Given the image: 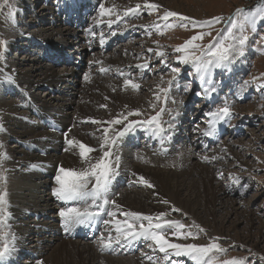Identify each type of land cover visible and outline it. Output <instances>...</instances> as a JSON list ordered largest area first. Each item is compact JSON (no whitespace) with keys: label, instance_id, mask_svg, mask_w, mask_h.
Returning a JSON list of instances; mask_svg holds the SVG:
<instances>
[{"label":"rangeland","instance_id":"1","mask_svg":"<svg viewBox=\"0 0 264 264\" xmlns=\"http://www.w3.org/2000/svg\"><path fill=\"white\" fill-rule=\"evenodd\" d=\"M148 2L155 3L159 5L160 8L156 12L149 14V9L144 7L145 0H100L101 4L105 7L113 8L114 11L111 16L101 17L99 16V7V17L95 19V21H99V19L104 21L112 20L117 18V14L123 16L126 9L134 8L137 4H140L141 9L139 10V14L130 15L129 22L124 26L133 28L138 34L135 40L123 44L115 55L107 54L100 62H94L95 66L91 68V71L86 70L83 72V70H80L79 81L73 86H71L72 84H68L70 86L64 84L67 88L64 87L63 84L57 86L59 92H67L75 100V104L72 107H65L67 110L66 114L73 115L74 110L78 108L75 113L77 114L81 111V108L84 107L89 98L96 99V102H98L100 106L96 109L92 107L88 108L92 109L96 115L100 116L102 122L106 121L105 125H98L96 127V125L84 124L81 125L84 129H77L84 131L86 134L84 135V133H82L84 136H81L79 142L93 149L99 148L100 150L101 143H104L105 140V129H108L106 134L108 137V134L114 129L118 130L133 121H147L155 116L160 110L166 94L165 91L161 90H166L169 82H171V85L179 87L180 91H182L181 95H171L177 103H185V101L189 99L194 101L195 105L199 108H203L204 112H207V107L203 105L206 93L205 91L203 93L202 90L214 89V95H218L222 98L226 97L229 101L227 105L230 107V112L233 115L232 126L237 127L239 131L243 133L242 136L235 137L231 135L224 138L221 143L208 154H196L195 156L186 155L179 161L181 162L180 164L172 162L168 166L166 164V166L163 164L160 166L156 163H154L155 165L150 163L154 165V169L158 172H156L155 175L165 176L168 172H171L175 174V178L177 179H186L189 177L190 179H186L187 185H193L191 188L186 186L187 188L182 190L178 198L174 192H168L166 188H162V193L165 196L163 201H168V203L166 204L162 201H158L157 198H153L156 201L154 204L160 208L158 213H167L165 217L166 220L179 221L186 226L185 231H191L199 237L196 240L180 241L175 240L174 237H169L172 242L207 245L211 243L214 238H219L217 242L223 249H226V254H216L218 259L229 260L232 258H239L248 261L249 264H264V260L261 259L264 257V22L258 25L256 31H252L251 28L247 30L246 34L248 39L244 46L243 55L237 56L236 59L230 64H227L226 67H220L222 72L218 71V69H212L210 74L205 73L203 80L197 76L196 70L191 63L184 64L179 62L178 58L184 54L175 51L176 47L183 45L190 37L201 31H211L210 36L206 35L202 41L196 42L202 47H207L219 34H221V30L227 23V18L232 16L236 9H254L258 4L262 3V0H148ZM10 3L14 5L15 9L14 24L7 19L9 9L7 7L0 9V40L7 41L6 48L0 45V126L3 129L0 131V141L1 138L2 142L3 140L5 142L7 141L1 144L3 147L0 148V152H7L6 154H9L10 158L14 157L15 160L18 159V155L21 157L22 151L15 149V145H11L10 141L18 138H29L31 135H29L28 132L22 133L21 130L16 129V125L8 120V118L14 117L15 122L22 123L29 127L23 120L24 113L18 111V105H16L14 101L4 100L2 98L5 88V86L2 85V82L5 80L4 78L7 77L8 81L9 78L10 80L14 78V80L17 81L20 80V78L27 77L31 81L42 82L43 76L39 74L40 72L38 70L28 72L31 67L43 68V71L57 76L67 70V68L51 67L52 70H49L46 69V66H49L48 64L38 62L34 58V61H30L32 59L31 57L29 58L28 55H21L22 52L19 53V55L15 52L16 50L12 45H15V43L19 41V35L14 39L12 36L8 35L7 28H9V25L14 26V28L18 30L25 31H29V28L33 25L34 28H39L36 31L30 29V32L34 33L35 36L42 35L43 38L52 40L56 39V37H53L54 29L63 30V28L60 29L61 27L59 28L58 25V27L53 28L51 26L49 27V24L44 26L43 23L35 22L32 18L34 11L33 15L29 16L30 13L27 9L28 5V8L31 9L33 6L32 10L34 9L37 12L44 9V7L40 5L39 0H28L27 6L23 8L25 11L22 9L23 14H19L20 5L18 4V0H10ZM165 10L177 12L197 21L207 20L216 16H223L225 21L216 24L211 29H192L189 26L186 30L185 28L176 26L171 30L165 29L163 35L157 34L154 27H149L148 31L152 33L149 35L143 26H153L156 23L163 25L164 22L161 21L159 17L163 15ZM170 19L171 22L177 25L179 23H184L176 21L175 18ZM22 21L27 23L31 21L32 24L30 23L31 26H26ZM11 34H15L14 31L11 32ZM78 36L81 35L78 33ZM17 47L18 46H16V49ZM149 49L153 51H149ZM157 51H163L165 56H156L155 53ZM25 57L26 59H24ZM162 60L166 63H162ZM12 62H17V65L10 66ZM110 62L114 63L116 68L131 66L133 69L131 74L133 78L131 79L135 83H138L140 88L138 90H132L131 88L125 89L123 86L124 81L115 80L111 75H108L107 78L96 76L98 67L101 64L104 65L105 63L106 65V63ZM145 63L148 65L147 68L137 67V65H144ZM173 68L179 69V71L174 73L172 72ZM140 69H147L149 77H147L148 79L146 81L138 79L137 72L140 71ZM187 77L193 78L194 81L191 83L179 82L180 79H186ZM209 78L210 81L208 80ZM2 79L4 80L2 81ZM29 92H31L34 100L40 104L44 102L49 104L50 101L58 102L57 99L53 98L54 101H52L51 98L56 95L60 96V94L53 96L48 95L46 91L44 92V88L42 87L40 89H33ZM157 96L160 97L159 100L156 99ZM237 96L242 97V99L235 100ZM79 101L80 106L77 105ZM130 111H139L141 115L129 116L128 113ZM124 116H127L126 120L123 119ZM116 119H121L122 123L118 125L108 123ZM200 119L207 120L206 117H201ZM4 121L7 125L4 124ZM203 126L204 125L200 124V127ZM91 129H93V131L95 130L96 134L101 137L98 146L95 145L96 140L92 137V132L89 135ZM35 130L38 132L37 129ZM116 130L113 131L112 135L116 133ZM8 147L11 149L7 151ZM76 148L77 147H72L70 145L66 146L63 153L60 154L62 156L58 158V161L61 163L67 162V159ZM93 152L94 158H96L98 152ZM197 153H199V149H197ZM205 157L208 159L205 160ZM213 157H216V159H212ZM6 160L3 161L2 168L4 170L3 175L7 179V185L5 186L4 181H1L0 189L5 188L9 190L8 186L11 185V182H16L18 180L10 175ZM133 163L141 165H137L140 171L144 170L142 165H147L142 163L141 159ZM191 171H193V174ZM0 173L2 172L0 171ZM200 174H203V176ZM199 176H201L202 180L198 179ZM237 178L240 181L239 184L234 182ZM191 180H194V183ZM195 180L201 181L202 187L199 183L197 184ZM207 180L209 182H207ZM46 181L45 179L40 181L38 183L40 184L39 186L37 182L29 183L36 186L35 188L34 185L32 186V188H34L32 191L27 190L28 187H25L15 193V196H18V198L7 196L6 201L12 198V200L16 201L15 204L17 205L28 200L42 198L48 202L50 199L49 195L43 192L45 186L50 184L53 185L55 189L58 185L56 184L55 178H53V181L44 184L43 182L46 183ZM133 188H135V190ZM145 188L147 187H138L134 184L132 188H129L127 191L136 192L138 190L137 192H139L145 190ZM241 191L244 192V195L240 194ZM28 192H30V194ZM124 192L122 191L121 195H123ZM132 194L133 193L128 194L130 196L127 199H129ZM115 199H119V197ZM40 205L43 207L45 203H41ZM173 209H177L178 211ZM139 212L146 215L151 214V216L157 214L154 212ZM195 226H199V228ZM200 229H203V231H200ZM34 242H36V240H34ZM82 244L91 245L94 249L93 251H95V255H97L98 258L103 257L105 259V264H107L106 261H108V264H117L119 260L124 258L100 255V253H98L99 248L94 243ZM32 246L35 245H31V247ZM156 251L152 254L154 256L156 254L155 259L157 260V264H159L160 261H163L162 258L164 254L162 253L159 255ZM145 257L136 256V258H143L144 261L151 264ZM190 261L191 264H195L194 261ZM133 262H135V260ZM140 262L142 264L144 263L138 261L136 264ZM48 263L51 264V261L48 260L46 264ZM97 264L104 263L98 262Z\"/></svg>","mask_w":264,"mask_h":264},{"label":"snow or ice","instance_id":"2","mask_svg":"<svg viewBox=\"0 0 264 264\" xmlns=\"http://www.w3.org/2000/svg\"><path fill=\"white\" fill-rule=\"evenodd\" d=\"M7 7L9 9L7 19L13 24L15 23V9L14 5L10 3V0H0V9ZM144 7L149 9V14L156 12L160 6L155 3H150L145 0ZM141 5L137 4L134 8H128L124 11V16L138 15ZM114 9L105 8L103 4L100 5V16L105 15L111 16ZM170 18H175L179 23L178 25L171 22ZM120 19L119 14H117V19L115 21H109V27L112 23L118 22ZM163 21V25L156 23L153 26H143L149 35L152 33L148 31L149 27H154L157 34L163 35L165 29L171 30L176 26L185 28L186 30L189 26L192 29H211L216 24H220L225 21L223 16L212 17L207 20L197 21L191 17L179 14L174 11L165 10L163 15L159 17ZM264 22V0L261 4H258L254 9H236L235 13L227 18V23L225 27L221 30V34L214 39L207 47H202L197 44V41H202L207 35H211V31H201L196 35L190 37L183 45L175 48L176 52H181L184 55L179 57V62L184 64L191 63L196 70V74L202 80L204 74L211 73L214 68L226 67L236 59L237 56L243 55L244 46L248 39L247 30L251 28L252 31H256L259 24ZM114 34V33H113ZM103 43V38L101 40ZM0 45L6 48L7 41L0 40ZM149 51H153L149 49ZM198 53V54H197ZM156 56L164 57L165 53L163 51H157ZM162 63H166L162 60ZM138 68H147L148 65H137ZM102 71H107L102 69ZM179 69L173 68L172 72L177 73ZM121 75H124L121 73ZM10 79V78H9ZM87 79V77H86ZM171 83V82H169ZM125 89L131 88L132 90H138L140 85L135 83L130 77H126L123 82ZM161 91H167L162 89ZM210 91L214 89H205V93L209 94ZM157 100L160 99L159 96L156 97ZM165 97V103H166ZM165 111L161 108L156 116L151 117L147 121H133L128 124L122 131L115 133L114 137L109 140L107 138V131L105 129V140L100 146V151L102 155L99 158L90 157V153L96 151L89 146H86L82 142L76 140H67V143L72 147L79 148V156L81 161L86 165V167L75 170V169H65L60 167L58 174L55 177L56 187L53 190V195L56 199L69 202L76 201L80 202L82 207H69L65 210H61L59 215L62 218L63 227L66 231H70L76 225H83L86 223H95L96 220L104 212L105 206L112 204L116 205L115 200H110L108 198L109 186L112 179L117 175V168L119 166L120 158L115 156L113 158L112 147L116 145L119 137H123L129 130L132 129L133 125L147 124L150 126L149 130L152 135H160L163 133V125L159 122L161 115ZM231 114L230 107L226 104L224 107L220 108L216 113H212L217 120L222 118H227ZM131 115H141L139 111H130L128 113ZM124 120L127 116L123 117ZM93 123H98L93 121ZM103 123V122H99ZM110 124H121V119H116L114 121L108 122ZM210 127H212L210 125ZM0 127V131H2ZM211 131L205 132V135H211ZM3 146L0 145V148ZM8 159V156L4 152H0V168L3 166V161ZM205 160L208 158L205 157ZM212 159H216L213 157ZM32 167H36L32 165ZM0 180H4L6 183V177L3 173H0ZM139 182L146 184L148 187H152L143 177L139 178ZM235 183L239 184V179H235ZM91 184V187L89 185ZM241 195L244 192L241 191ZM7 192L0 191V261H2L7 255H10L15 251L13 236L11 241L9 240V232L2 231L6 226V221L10 218V213L6 212V201ZM99 201V203H97ZM168 203V201H163ZM178 211L177 209H173ZM120 215L125 217L123 221L117 219V213L109 211L107 216L110 220H103L105 225H113L115 236L109 233L107 239L101 237V247L100 251H115L113 245H119L121 247L125 245H130L133 241L143 240L149 242V248L153 251L158 250L163 253V261L170 262V264H178L175 260H170L171 257H188L195 264H249L248 261L239 258H232L229 260L218 259L216 254H226V249H223L217 242L219 238H214V240L207 245H198L195 243H179L172 242L169 237H174L175 240H196L198 235L191 232L185 231V225L179 221L166 220L165 217L167 213H158L156 216L145 215L137 212H121ZM147 222V223H145ZM199 228V226H195ZM203 231V229H200ZM123 241V243H122ZM147 260L151 264H157L156 259L153 256H146ZM264 260V257L261 258Z\"/></svg>","mask_w":264,"mask_h":264},{"label":"bare ground","instance_id":"3","mask_svg":"<svg viewBox=\"0 0 264 264\" xmlns=\"http://www.w3.org/2000/svg\"><path fill=\"white\" fill-rule=\"evenodd\" d=\"M98 3H99V1H98ZM18 4L20 5L19 14H22L23 13L22 9L27 6L28 0H18ZM105 8L107 9L108 7H105ZM50 9L51 8H47L46 10L41 9L38 12L34 10V15H33L34 18L32 16L33 20H35V22L43 23L44 26L49 24V20L45 17L47 15V13H45V12L47 10L50 11ZM44 13H45V15H44ZM49 15H52V12ZM105 16L107 17V15H105ZM40 18H41V20H40ZM22 22H24L26 26H31V24H32L31 21L29 23H27L25 21H22ZM43 25H39V26H43ZM9 28H11V29H9ZM9 28H7L8 33H9L8 35L12 36L13 39L19 35L18 37H20V39H21L20 41H22L23 39L28 38V37H35L37 39L42 40L43 42H49V44H51V45L59 46V45L63 44L65 46H70L71 44L68 43L69 36L73 35V36L76 37L77 40H79L80 38L82 39V37L78 36V33L71 32L72 30H68L66 28H63V30H55L54 29L53 37H56L55 40H52V39H49V38L48 39L47 38H43L42 35L41 36L40 35L39 36H35L34 33L30 32L28 30H26V31L25 30H18L16 28H14V26H11V25H9ZM49 29H53V28H49ZM57 29H59V28H57ZM60 29H62V28H60ZM13 31H14L15 34H11V32H13ZM40 32H43V31H40ZM37 33H39V32H37ZM14 35H16V36H14ZM20 45H22V44H20ZM80 47H82V46H80ZM20 50H22V47H21ZM83 52H88V48L86 46H83ZM29 58H30V56H29ZM24 59H26V57ZM31 59L32 60H30V61H34L33 58H31ZM14 65H17V62L16 63L12 62L10 64V66H14ZM104 65H105V63H104ZM106 65L115 66L116 67V65L114 63H112V62L106 63ZM46 67H47L46 69H49V70L51 69V67H49V66H46ZM42 69L32 68L31 67V69L28 71V72H31L32 70H38L40 72L39 74L43 76L42 82L31 81L27 77L26 78H20V80H17V82H19V84L21 86H23L27 91H31L33 89H40L43 86L50 87V88H53L55 90H58L57 86L59 84H63V85L65 84L67 86H70L68 84H72L71 86H73L74 84H76L79 81L80 71H76L75 68H67V70H65L63 73L58 74L59 76L53 75V74H49V73H47V71L45 72ZM214 69H216V68H214ZM223 69H225V68H223ZM28 74H30V73H28ZM4 79L7 81V77L4 78ZM4 79H2V81ZM5 80L3 81V83H5ZM12 80H14V78ZM65 85H64V87H66ZM4 91H5V88H4ZM85 92H86V89H85ZM47 94L51 95L50 93H47ZM59 94H60V96L56 95L55 97L51 98L52 101H54L53 100V98H54V99H57L58 102H56V101L55 102H51L50 101L49 104H47V102H44V103H41V106L46 108V109H51V110L53 109L55 114H62L64 119L63 118L61 119V123L64 126L67 127V126L71 125V120L68 119L67 116L64 115L62 112H63V109H65V107L66 108L67 107H72L75 104V100L67 92H65V93L59 92ZM68 95H69V97L67 98ZM88 95H89V92H88ZM80 101L77 103L78 106H80L79 105ZM100 104H101V102H100ZM99 106L100 105H99L98 102H96L95 98H89V100H87V102L84 105L85 108L82 107L81 111H79L77 114H75V113L77 112L78 108L74 110V113L71 116H73V118H75L74 120L76 122V127L74 126L73 130L69 133V135H68L69 140L80 141L81 136L86 135L84 131L79 130V129H84V127L81 126V125H84V124H86V125H96V127L98 125H101V126L105 125L106 121L103 122V123H99V122H102L101 119H100L101 117L96 115V113H94L92 109L88 108V107H92L93 109H96ZM8 120L12 124L16 125V129L21 130L22 133L28 132V134L31 135L33 139L43 140L44 138L47 137L46 135L38 133L33 128H29V127L23 125L22 123L15 122V118L14 117H10V118H8ZM93 121H97L98 123H93ZM4 124L7 125L5 121H4ZM77 128H79V129H77ZM91 132H92V137L96 140L95 145L98 146L100 144L101 137L98 136L96 134L95 130L93 131V129H91V131L89 132V135L91 134ZM82 133H84V135H82ZM52 137H55V136H52ZM68 145L69 144H67V146ZM78 150H79V148L77 147L76 150L73 151V153L69 156V158L67 159V162H63V163L58 161V158L61 157L62 155H50L48 157L37 158L35 160L37 162H49L52 165L60 163V167H63L65 169L80 170V169L86 167V165L81 161V158L79 156ZM97 152L98 153L96 154V158H99L102 155V152L100 150H98ZM93 153L94 152L90 153V157H92V158H94ZM22 155L23 156L21 158H18V159H15V160H10V159L6 160L7 161V166H8V171H9L10 175H12L14 177V179L18 180L16 182H11V185L8 186L9 190L4 189V191L7 192V196H12V197L18 198V196H15V193L18 190L23 189L25 187H28L27 190L32 191L36 186L34 184H29V183H36L37 180H39V182L43 180L39 176H36V172H27V171L23 170L25 165H27L30 162H32L35 157L34 156H30V155H25V154H22ZM140 159H141L142 163L147 164V165H142L144 170L140 171L137 168L138 167L137 165L141 166L140 164H136V163H133V162H127L126 160H124L125 162L123 163V165H124L125 169L129 170L131 176L133 177V181L132 182L136 186H138V187H140V186L147 187V188H145V190H141L139 192H144V191H147V190H149V191L144 192V193H139V192H137L138 190L136 192L135 191L134 192L125 191L123 193V195L119 194L117 196V197H119V199H115V202H116V205H119V208H117L114 205H112L110 211L116 212L117 213V217L116 218L121 220V221H123L125 219V217L120 215L121 212L131 211V212L140 213L139 211H141V212H154V213L158 214V211H160V208L158 206H155L154 202H156V201L153 198H157L158 201H162L163 202V200L165 199V196L162 193V188H166V190L168 192H171V191L174 192L176 197L178 198L180 193L182 192V190L186 189L187 187L191 188L193 186V185L192 186H188L187 185L186 179H190L189 177L186 178V179H183V178L177 179V178H175V174L171 173V172H168L167 175H165V176H160L158 174L155 175V173L157 171L154 169V165H155L154 163L159 164L160 166L162 164L159 161H157V160L150 159L147 155H142V154L139 155V159L138 160L140 161ZM150 163H152L154 165H152ZM192 172L193 171H191V173ZM201 176H203V174ZM201 176H199L198 179H201ZM140 177H143V179L146 180L149 184H151L152 187H148L146 184L140 183L139 182V178ZM209 177H211V176H209ZM204 179H205V177H204ZM206 179H207V177H206ZM208 180H207V182H209ZM191 181L194 183V180H191ZM48 182L49 181L47 180L46 183L45 182H43V183L47 184ZM200 182L201 181H196L197 184L199 183V185H201L202 183H200ZM203 183H204V181H203ZM33 185H34V188H32ZM201 187H202V185H201ZM133 189L135 190V188H133ZM28 193L30 194V192H28ZM130 193H133V194H132V196L129 199H127L130 196V195H128ZM11 194H13V195H11ZM15 203H16V201L12 200V198L8 199L7 205H6V212L7 213H11L13 218L15 219V221L17 223L19 221H21L19 224H17L18 226L15 228L16 233L18 234L19 238H21V239L26 238V239L29 240L30 239L31 227L28 226L29 222L25 221L28 212H30V213H38L40 211H48L50 209V207L47 204V201L45 199H42V198H37V200H28V201H25L24 203H19L17 205ZM41 203H45V205L43 207H41V205H40ZM159 205H160V203H159ZM149 215H151V214H149ZM110 219L111 218L108 217L107 220H110ZM23 223L26 226H28L30 230L27 227H26L27 230L22 229L21 225ZM33 223H34V221L31 220L30 224L32 225ZM33 226L42 227V226H47V224L45 222H43V219H40L38 221V223L34 224ZM109 227H110L109 232L115 233L113 225L109 224ZM40 240H41V243L43 245L42 252L44 253V256H43L44 259L42 260L41 264H46V262H48V260L51 261V264H97L98 262L105 264V259L103 257H99L98 258V256L95 255V251H93L94 249L89 244H82V243H80L78 241L72 242V241H69V240H61V239H59V240L55 239L52 242V244H48L51 240H50V238H46L44 236V234H42V236L40 237ZM153 252H155V251H153L151 248L148 247V249L144 253H141L140 255H141V257L142 256L145 257V256L150 255V256H153L155 258L156 254L154 256L152 254ZM156 252L159 255L162 254L158 250ZM134 260H135V262H133ZM138 261H142L145 264L149 263V262L144 261L143 258L130 257L129 259L128 258H123L122 260H119V262L117 264H136V262H138ZM147 261H149V260H147ZM106 262L108 264V261H106Z\"/></svg>","mask_w":264,"mask_h":264}]
</instances>
